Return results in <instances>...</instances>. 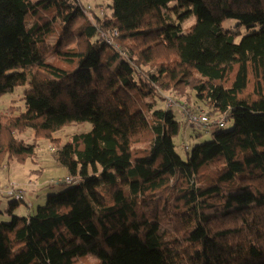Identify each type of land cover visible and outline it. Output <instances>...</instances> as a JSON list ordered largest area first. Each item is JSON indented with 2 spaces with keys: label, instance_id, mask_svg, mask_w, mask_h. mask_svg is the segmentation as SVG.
Instances as JSON below:
<instances>
[{
  "label": "trees",
  "instance_id": "trees-1",
  "mask_svg": "<svg viewBox=\"0 0 264 264\" xmlns=\"http://www.w3.org/2000/svg\"><path fill=\"white\" fill-rule=\"evenodd\" d=\"M105 6L0 0V96L27 86L0 115V167L44 137L72 179L29 215L19 183L20 200L0 189V264H264V0ZM177 7L196 18L185 31ZM191 97L233 126L184 159L172 107Z\"/></svg>",
  "mask_w": 264,
  "mask_h": 264
},
{
  "label": "rangeland",
  "instance_id": "rangeland-1",
  "mask_svg": "<svg viewBox=\"0 0 264 264\" xmlns=\"http://www.w3.org/2000/svg\"><path fill=\"white\" fill-rule=\"evenodd\" d=\"M84 5H90L94 12L99 13H109L105 4L111 3V0H83ZM92 16L91 12L88 13ZM174 16L185 31L196 21L195 16L192 15L190 8L177 7L174 10ZM224 26H231L235 24L233 20H225ZM27 86H19L13 92L5 93L0 96V115L4 114L9 110L10 107H20L22 110L25 108L24 101L22 97ZM191 93V92H190ZM172 99H175L171 96ZM190 100H184L183 105L176 103L172 107V112H174L177 120L181 122L180 131L174 138V143L176 144L177 152L184 158H187L188 150L191 151L195 145L200 144L204 141L210 140L212 138V131L220 125H211L207 131L198 132L196 129L188 124L183 110L185 105H190L195 107L198 112H207L204 107H199L198 103L193 97ZM178 105V106H177ZM184 108V109H183ZM209 114V113H208ZM212 122H215L219 117L216 115H210ZM211 122V123H212ZM233 122L228 121L227 127L231 128ZM91 129V124L86 122L83 125L72 124L64 127L62 130L54 132L52 134L53 138L59 139V144L63 145L70 140L72 135L77 132H85ZM19 137L28 140L30 143L34 140L35 135L32 130H29L23 134H19ZM37 148L36 156L33 159H28L25 162L12 161L7 164V158L4 159L2 166L0 167V183H6L8 180L16 182L24 189L27 195L29 204L23 201L20 202L19 207L15 210L14 214L17 215H29L34 214L37 210L38 205H42L46 202L47 196L50 192L61 191L66 188L70 183L62 184V180H66L69 173L65 167L55 159L53 152L56 150L58 144L51 141L48 138H36ZM188 146V149H185ZM7 200L2 197L0 193V205L4 210L7 207ZM0 217L3 220H9L12 215L8 213L1 214Z\"/></svg>",
  "mask_w": 264,
  "mask_h": 264
},
{
  "label": "built area",
  "instance_id": "built-area-1",
  "mask_svg": "<svg viewBox=\"0 0 264 264\" xmlns=\"http://www.w3.org/2000/svg\"><path fill=\"white\" fill-rule=\"evenodd\" d=\"M170 103V101H169ZM185 109L183 112L185 113V117L187 119L188 124L193 126L196 131H207V129L214 123L220 125V127H225L227 124V118L225 116L219 117L215 122H212L210 119V115L207 112H198L196 111L197 109L195 107H192L190 105H185ZM212 122V123H211ZM188 146H186L185 149H187ZM66 181L70 183L72 182L71 177H67ZM18 184L16 182H9V183H1L0 184V189L7 192V194L13 195L15 193V199L20 200L21 197H24L22 194V191H17ZM23 195V196H22ZM29 204V203H28Z\"/></svg>",
  "mask_w": 264,
  "mask_h": 264
}]
</instances>
